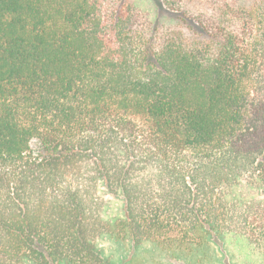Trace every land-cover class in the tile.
Listing matches in <instances>:
<instances>
[{"label":"trees","instance_id":"trees-1","mask_svg":"<svg viewBox=\"0 0 264 264\" xmlns=\"http://www.w3.org/2000/svg\"><path fill=\"white\" fill-rule=\"evenodd\" d=\"M158 5L0 0V264H264V0Z\"/></svg>","mask_w":264,"mask_h":264},{"label":"rangeland","instance_id":"rangeland-1","mask_svg":"<svg viewBox=\"0 0 264 264\" xmlns=\"http://www.w3.org/2000/svg\"><path fill=\"white\" fill-rule=\"evenodd\" d=\"M136 4L145 12L152 16L160 17L167 20L164 14L167 9L159 7L158 0H134ZM169 12V11H168ZM36 147V144L33 145ZM105 202L108 204L109 215L121 212L123 203L120 197H114L101 190ZM100 248L103 250L104 256L111 260V264H189L188 261L176 260L169 257L166 253L145 244L142 247H134L130 243H114L109 241H101ZM243 243L239 240L227 238L225 241H217L213 246L210 255L209 264H258L255 260L252 263H245L241 256Z\"/></svg>","mask_w":264,"mask_h":264}]
</instances>
